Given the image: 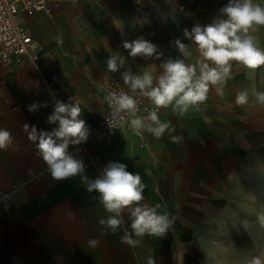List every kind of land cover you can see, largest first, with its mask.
Listing matches in <instances>:
<instances>
[{
    "label": "crops",
    "instance_id": "0c3cea01",
    "mask_svg": "<svg viewBox=\"0 0 264 264\" xmlns=\"http://www.w3.org/2000/svg\"><path fill=\"white\" fill-rule=\"evenodd\" d=\"M227 2L79 0L21 11L39 48L37 59L23 55L14 64H0V128L14 137L13 147L0 151V187L12 190L11 208L0 209V264H147L148 257L155 264H218L216 248L239 245L247 213L256 209V184L262 183L256 156L264 145V105L251 93L264 92V65L249 70L234 64L223 95L210 89L199 110L190 109L183 117L161 109V120L184 137L181 144L171 142L167 133L157 139L128 130L110 147L90 143L88 152L72 153L83 159L89 179L109 161L139 172L146 185L144 202L159 204L158 212L173 219L165 237L146 235L136 248L121 242L122 230L113 234L98 223L109 214L79 176L52 179L35 155L30 129H24L27 123L51 131L56 125L46 120L53 100L70 98L80 102L87 125L95 126L106 110L110 83L119 81L124 88L120 73L106 68L110 55H124L133 72L151 68L155 74L157 68L150 64L162 62L129 57L124 40L143 36L158 46L162 59L177 58L171 42L179 38L190 43L184 29L210 23ZM253 35L264 49V26H257ZM191 50L186 62L195 63L198 54L194 46ZM245 89L249 104L238 106L236 94ZM45 101L47 108L27 110ZM69 211L74 218L69 219ZM90 239L99 243L89 247Z\"/></svg>",
    "mask_w": 264,
    "mask_h": 264
},
{
    "label": "clouds",
    "instance_id": "9594fccd",
    "mask_svg": "<svg viewBox=\"0 0 264 264\" xmlns=\"http://www.w3.org/2000/svg\"><path fill=\"white\" fill-rule=\"evenodd\" d=\"M146 19V18H145ZM257 26H264V6L254 0H228L218 9L211 22L206 25L196 23L191 30L184 29L181 39L172 41V45L180 54L177 58L162 59L163 53L158 46L140 36L134 40H124L122 47L128 56L141 57L144 60L162 61L154 74L151 68L143 72H133L126 65V57L119 52L110 55L106 68L110 73H120L125 91L119 81L104 99L111 109L110 128L123 127L136 136L149 133L159 139L167 133L171 142L183 143L182 135H174L176 129L170 123L163 122L159 116L161 109L171 108L172 112L183 117L190 109L199 110L207 99L210 89L223 95L227 81L233 77V65L244 69L255 70L264 65V49L259 47L253 32ZM192 46L198 54L195 63L186 62L192 57ZM124 69L123 71H121ZM257 103L264 105V92L252 90ZM146 98L153 106L145 110L146 115H139V99ZM238 106L249 104V91L241 90L236 94ZM48 102L28 105L29 112L47 108ZM80 102L53 100V111L46 122L56 125L51 131L37 130L35 125L24 124L28 138L35 144V155L47 166L52 179L63 181L79 176L88 193H98L99 203L109 214L99 219L98 223L115 234L122 230L121 242L131 248L140 246L144 237L163 238L173 225V219L167 213H159L160 205L151 206L144 202L145 183L139 172L128 170L125 163L109 161L94 179L85 175V163L69 152L70 145L86 143L91 129L81 118ZM14 145V137L0 128V151H7ZM127 213V222L124 214ZM69 219L74 218L72 211ZM258 223L264 228V213L258 215ZM99 242L88 241L89 247ZM147 264H155L152 257ZM249 264H264V253L253 257Z\"/></svg>",
    "mask_w": 264,
    "mask_h": 264
},
{
    "label": "built area",
    "instance_id": "2783aa9c",
    "mask_svg": "<svg viewBox=\"0 0 264 264\" xmlns=\"http://www.w3.org/2000/svg\"><path fill=\"white\" fill-rule=\"evenodd\" d=\"M79 0H0V64L11 65L16 63L23 55H28L32 59L38 58L39 45L26 28L21 11L30 13L42 10L47 3L73 4ZM264 6V0H254ZM117 81L113 80L107 88V94L114 90ZM58 93L57 90H54ZM128 91V90H125ZM139 99V115L147 113L153 106L146 102L145 98ZM64 101V100H62ZM111 109L108 104L97 124L91 127V132L86 143L80 145H70L71 153H86L89 151V144L95 143L101 147H110L114 143L115 137L123 131H128L125 124L123 127L110 128L107 120H110ZM17 187L14 184L13 189ZM12 190L0 187V209L8 210L12 206Z\"/></svg>",
    "mask_w": 264,
    "mask_h": 264
},
{
    "label": "rangeland",
    "instance_id": "374dc122",
    "mask_svg": "<svg viewBox=\"0 0 264 264\" xmlns=\"http://www.w3.org/2000/svg\"><path fill=\"white\" fill-rule=\"evenodd\" d=\"M256 160L260 168L259 178H262V183L256 184V209L247 213L246 230L240 231L239 245L216 248L218 264H249L253 257L264 253V228L258 223V215L264 213V145Z\"/></svg>",
    "mask_w": 264,
    "mask_h": 264
}]
</instances>
